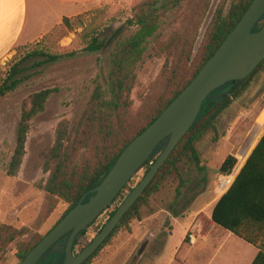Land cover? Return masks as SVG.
<instances>
[{
    "label": "trees",
    "instance_id": "1",
    "mask_svg": "<svg viewBox=\"0 0 264 264\" xmlns=\"http://www.w3.org/2000/svg\"><path fill=\"white\" fill-rule=\"evenodd\" d=\"M192 1L145 0L133 8L128 22L136 27V31L129 38L116 41L107 60V76L100 74L94 81L92 95L80 119L74 126L67 120L57 125L54 144L43 166V174L46 177L37 184V188L44 193V213L41 221L46 220L60 203L68 206L61 221L82 198L85 197V201H88L93 195L92 191L106 177L125 148L143 133L191 83L253 2V0H224L206 30L196 61L193 59L195 42L202 20L212 1L199 0L192 14L183 21L185 27L182 31L175 34L166 46L158 49L157 55L166 58L161 90L152 99L146 100L141 109L135 113L132 92L140 63L150 48H155L162 30L169 25V21L180 19L183 10ZM83 25L81 16L65 18L61 26L55 29V33L62 30L73 31ZM257 30L258 27L253 31ZM52 34L53 32L44 38ZM106 43L96 35L87 41L85 51L100 52L106 47ZM73 56H75L73 52L52 54L48 46L43 51L27 53L20 63L12 67L0 85V96L13 92L24 82L21 76L24 72L22 65L30 59L44 57L46 58L44 63H54ZM262 71H264V61L241 85L234 82L227 83L207 98L197 121L177 145L154 180L125 214L112 234L83 264H92L104 248L113 244L120 234L129 231L134 222L140 221L143 210L149 206L151 198L160 194L168 185L178 183L177 194L178 197L182 196L181 188L192 182L194 173L205 171L201 154L203 144L209 138L213 142L219 141L220 126L224 116ZM56 92L57 89L42 90L23 103L16 146L7 166V176L15 178L19 175L26 156L31 122L46 110L49 99ZM259 139L230 189L216 203L211 216L214 223L260 249L253 264H264V134ZM167 143L168 139L160 143L141 167L145 169L144 176L163 153ZM237 164L238 160L235 156H228L221 165L220 172L228 174ZM132 191L133 188L129 187V184L126 185L111 206L119 199L121 202L124 201ZM120 206L117 205L109 213L108 221ZM106 210L101 215L105 214ZM96 221L97 219L92 225ZM103 227L104 225L98 228V234ZM30 234L29 227L16 229L8 225H0V264H5L8 255L14 251L20 264L48 233L45 236H40L38 233ZM85 234L86 231L77 236L74 251L81 244ZM69 237L70 234L59 240L38 264H63ZM87 246H83L80 252Z\"/></svg>",
    "mask_w": 264,
    "mask_h": 264
},
{
    "label": "rangeland",
    "instance_id": "2",
    "mask_svg": "<svg viewBox=\"0 0 264 264\" xmlns=\"http://www.w3.org/2000/svg\"><path fill=\"white\" fill-rule=\"evenodd\" d=\"M143 1L104 0L78 15L82 17L83 26L73 31L55 33L59 25L47 34L53 32L51 36L18 48L13 56L1 63L0 85L12 67L20 63L27 53L43 51L46 46L52 54L75 53L71 58L54 63H44V57L23 63L21 76L24 82L13 92L0 96V225L16 229L29 227L30 235L38 233L45 236L66 212L67 204L60 203L46 220L41 221L44 193L37 188V184L46 177L43 166L54 144L55 130L63 120L69 121L72 126L78 122L92 95L94 81L100 74L107 76V60L116 41L127 39L135 33L136 27L128 20L133 8ZM198 2L193 0L185 7L180 19L169 21L155 48L151 47L140 63L132 92L135 113L146 100L152 99L161 90L166 58L157 55L158 49L166 46L175 34L182 31L185 27L183 21L192 14ZM223 2L212 0L202 20L193 53L196 61L206 30ZM96 35L107 42L106 47L97 53L86 52L87 41ZM46 89H57V92L49 99L46 110L31 122L23 165L19 175L11 178L6 171L16 146L23 103ZM263 130L264 71L255 77L224 116L219 141L213 142L209 138L203 144L201 154L205 171L194 173L192 182L181 188V197L177 194L178 183L168 185L160 194L153 196L149 206L143 210L142 219L134 222L129 231L120 234L113 244L104 248L92 264H170L173 258L178 264H183V259L188 255L190 229L196 224H208V216L219 198L217 194H221L217 190L224 176L220 172L221 165L228 156H235L240 164L263 136ZM144 174L145 169L138 171L129 187L134 189ZM123 202L119 199L97 218L94 225L88 227L75 254L95 239L98 228L107 223L109 213ZM5 264H18L15 251L8 255Z\"/></svg>",
    "mask_w": 264,
    "mask_h": 264
},
{
    "label": "water",
    "instance_id": "3",
    "mask_svg": "<svg viewBox=\"0 0 264 264\" xmlns=\"http://www.w3.org/2000/svg\"><path fill=\"white\" fill-rule=\"evenodd\" d=\"M264 0H253L236 27L203 66L191 83L163 113L122 152L116 163L92 191L93 195L67 215L36 245L20 264H38L43 256L70 234L63 264H83L112 234L125 214L142 196L177 145L197 121L202 105L227 83L241 85L264 61ZM258 27L257 31H253ZM168 139L167 146L149 172L124 200L95 239L75 254L74 242L109 207L152 156ZM232 172V171H230Z\"/></svg>",
    "mask_w": 264,
    "mask_h": 264
},
{
    "label": "crops",
    "instance_id": "4",
    "mask_svg": "<svg viewBox=\"0 0 264 264\" xmlns=\"http://www.w3.org/2000/svg\"><path fill=\"white\" fill-rule=\"evenodd\" d=\"M103 1L0 0V65L13 56L18 48L43 39L52 29L61 25L65 18L76 17ZM254 146L232 173L233 179L253 152ZM220 198L208 216V224H196L190 229L188 255L183 259V264H253L258 257L259 248L212 221L213 209ZM176 263L174 258L170 262Z\"/></svg>",
    "mask_w": 264,
    "mask_h": 264
},
{
    "label": "built area",
    "instance_id": "5",
    "mask_svg": "<svg viewBox=\"0 0 264 264\" xmlns=\"http://www.w3.org/2000/svg\"><path fill=\"white\" fill-rule=\"evenodd\" d=\"M240 163V160H239ZM239 165V164H238ZM243 166V164H242ZM242 166L240 167L239 171L241 170ZM237 168V167H236ZM236 169L232 170V172H229L228 174H224V176H222V179L220 180L219 186H218V191H222V189H224L223 191V195L230 189L231 185L233 184L234 179L230 182V178L232 173L235 171ZM238 171V172H239ZM238 174V173H237ZM219 197H222L223 195L221 194H217Z\"/></svg>",
    "mask_w": 264,
    "mask_h": 264
},
{
    "label": "bare ground",
    "instance_id": "6",
    "mask_svg": "<svg viewBox=\"0 0 264 264\" xmlns=\"http://www.w3.org/2000/svg\"><path fill=\"white\" fill-rule=\"evenodd\" d=\"M232 180H233V175H231V178L229 181L231 182ZM223 191H224V189H222V191H220V193L223 194ZM216 193H217V191H216Z\"/></svg>",
    "mask_w": 264,
    "mask_h": 264
}]
</instances>
